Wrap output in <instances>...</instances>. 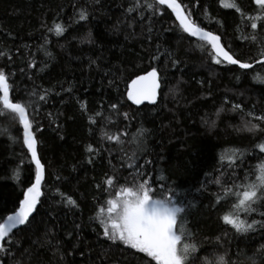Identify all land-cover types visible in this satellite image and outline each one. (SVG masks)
<instances>
[{
  "label": "trees",
  "instance_id": "1",
  "mask_svg": "<svg viewBox=\"0 0 264 264\" xmlns=\"http://www.w3.org/2000/svg\"><path fill=\"white\" fill-rule=\"evenodd\" d=\"M237 2L245 12L255 7L252 0ZM130 4L131 0H0V52L11 56L0 59V68L14 73L9 78L10 97L28 98L36 93L31 99L37 111L31 118L46 171L31 225L22 227L8 255H0L2 264H147L142 253L107 240L93 218L103 201L106 174L126 172L119 147L102 140V131L113 133L129 124L109 107L118 101L120 110L132 118L130 132L140 126L149 130L139 162L158 185L177 189L199 254L210 258L219 248L216 238L220 237L230 257L241 264L245 255L264 243L260 231L248 237L232 231L225 235L220 218L224 206H214L212 195L217 189L212 180L219 176L220 156L227 157L232 148L252 149L254 144L248 134L234 130L239 117L228 109L236 103L264 112V84L236 66L213 63L195 38L175 30L174 15L141 19L138 13L127 12ZM188 6L193 7L192 3ZM82 7L88 11L84 21L78 20ZM239 16L219 0H200V6L193 8L194 18L204 21L246 59L250 49L239 38ZM54 20L66 26L62 35L48 31ZM152 66L162 77L159 101L135 107L126 100L127 86ZM260 74L264 76V70ZM45 90L46 100L41 101L39 95ZM222 105L225 111L217 119L214 114ZM89 117L96 123L91 124ZM109 117L112 123H107ZM202 118L215 120L216 126L209 127ZM0 128L16 137L13 142L0 134V213L6 218L34 182L35 165L22 145V126L0 115ZM87 145L113 151L93 155L86 151ZM253 155L246 157L245 167L257 163ZM58 193L72 197L78 207L62 201ZM253 218L260 219L255 213Z\"/></svg>",
  "mask_w": 264,
  "mask_h": 264
},
{
  "label": "snow or ice",
  "instance_id": "2",
  "mask_svg": "<svg viewBox=\"0 0 264 264\" xmlns=\"http://www.w3.org/2000/svg\"><path fill=\"white\" fill-rule=\"evenodd\" d=\"M252 2L255 7L245 12L237 0H219L222 7L234 9L240 14L242 27L238 26L237 31L240 32L239 38L245 41V46L250 49L246 59L241 58L232 49L231 44L222 42L221 35L211 30L204 21L193 17V8L200 6V0H181V2L131 0L127 12L138 13L141 19L145 16L151 18L165 13L171 18L174 14L175 30L182 35L187 34L188 37L195 38L197 47L206 50L213 63L236 66L239 70H243L242 74H251L253 80L264 84V76L260 74L261 70H264V0H252ZM189 3H192L193 7L190 8ZM200 11L204 12L205 9L201 8ZM87 18L88 11L82 7L78 13V20L84 21ZM209 19H212L210 14ZM220 23L222 26V22ZM48 31L59 36L66 31V26L63 22L54 20ZM5 56L11 59L9 53L0 52V59ZM257 65L260 69L256 68ZM31 66L36 65L33 63ZM249 69L253 70L252 73L247 72ZM13 75L14 73H6L0 68V115L10 116L17 125L22 126L19 129L22 133L21 141L30 153L31 162H34L35 182L22 193L23 198L15 202L11 214L3 218L4 214L0 213V255L9 254L13 241L23 230L21 226L31 225L30 217H33L43 195L41 186L45 175V166L37 151L38 141L33 131L34 121L31 118L37 111L31 99L36 93L28 94V98L10 97L12 86L9 78ZM161 82V73L157 67L146 69L144 74H137L131 79L126 89V100L136 106L143 105L145 101L156 104ZM46 97L47 90L45 94L39 95V100L45 101ZM224 103H228L227 99ZM109 107L117 117L122 116L124 120L129 121V124L113 133L102 131V140L114 142L119 147L121 159L126 165L124 174L119 176L115 173L111 176L106 174L107 178L102 182L103 201L98 205L93 218L98 221L104 237L113 243L118 242L142 253L147 258V264H236V260L230 257V250L220 244V237L216 238L219 248L212 252L210 258L199 254V244L195 241L194 233L187 227L186 206L181 203L177 189L158 185L149 175V170L139 162L146 151L149 130L140 126L135 132H130L132 118L127 111L120 110L119 101L110 104ZM224 111L222 105L214 115L218 119L220 113ZM228 111L237 113L239 117V123L234 130L237 133L248 134L253 138L254 144L252 149L232 148L227 157L220 156L221 167L217 169L219 176L212 180L217 186L212 194L213 203L214 206H224L220 218L226 226L225 235L232 231L234 235L248 237L250 233L257 231L264 233V112H255L254 106L246 110L241 104L236 103H233ZM97 115L103 117L104 113L98 112ZM89 121L91 124L96 123L92 117H89ZM202 121L209 127L216 126L215 120L202 118ZM112 122L109 117L107 123ZM0 134H7L9 139L16 141V137L7 128H0ZM126 144L134 147L125 149ZM86 151L98 155L100 151L111 153L113 149H94L92 145H87ZM249 155H253L257 163L245 167V159ZM225 159L227 165L224 164ZM109 163L111 164V160ZM145 163L151 164V161L146 160ZM18 171V169L14 170L16 175ZM96 187L100 189L101 185L97 184ZM58 194L68 205L78 207L72 197L65 196L64 193ZM253 213L260 219L253 218ZM46 243L51 245L52 242L47 240ZM220 248H224L223 252H220ZM235 255L239 259V251ZM241 264H264V243L255 247L250 255H245Z\"/></svg>",
  "mask_w": 264,
  "mask_h": 264
},
{
  "label": "water",
  "instance_id": "3",
  "mask_svg": "<svg viewBox=\"0 0 264 264\" xmlns=\"http://www.w3.org/2000/svg\"><path fill=\"white\" fill-rule=\"evenodd\" d=\"M170 11V10H169ZM174 15V14H173ZM161 88H162V84H161ZM161 88H160V93H161ZM159 98H160V95L158 96V99H157V103H158V101H159ZM130 102V101H129ZM131 103V102H130ZM156 103V104H157ZM156 104H150L149 102H147V101H145V103L143 104V105H139V106H136V105H133V106H135V107H142V106H144V105H149V106H154V105H156ZM37 151H38V145H37ZM39 155V154H38ZM45 176H46V171H45V175H44V180L42 181V186H41V191H42V188H43V185H44V182H45ZM34 182H35V180H34ZM33 182V183H34ZM40 199H41V197H40ZM38 206H39V204L37 205V208H38ZM37 208H36V210H37ZM36 212V211H35ZM35 212L33 213V215L35 214ZM32 217H30V219H31ZM22 227H24V226H21V228Z\"/></svg>",
  "mask_w": 264,
  "mask_h": 264
}]
</instances>
